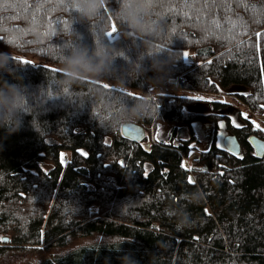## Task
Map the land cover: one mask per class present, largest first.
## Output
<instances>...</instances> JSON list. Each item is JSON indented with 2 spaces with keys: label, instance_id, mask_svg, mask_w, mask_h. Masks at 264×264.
I'll list each match as a JSON object with an SVG mask.
<instances>
[{
  "label": "trees",
  "instance_id": "16d2710c",
  "mask_svg": "<svg viewBox=\"0 0 264 264\" xmlns=\"http://www.w3.org/2000/svg\"><path fill=\"white\" fill-rule=\"evenodd\" d=\"M0 3L15 5L0 7V52L10 55V67L30 90L47 86V75H59L55 48L64 43L49 33L60 32L75 13L61 0ZM151 10L163 18L173 42L163 58L180 54L162 85L225 90L255 116L264 115V0H154ZM113 22L107 14L97 21L105 28ZM74 27L92 46L90 24L77 21ZM105 40L138 55L130 39L117 34ZM115 64L126 67L122 58ZM155 75L128 78L122 90L129 106L148 91ZM0 76L17 82L7 72ZM105 84L106 90L117 87L113 81L85 80L69 92L86 99ZM152 97V114L136 121L146 130L141 139L126 136L122 127H104L102 107L93 116L91 101L80 105L64 97L49 101L39 116V133L31 115L18 132L0 128V261L70 246L41 264H121L119 257L129 252L139 264H264V153L257 155L250 140H264V121L258 118L255 127L254 118L245 119L228 100L165 91ZM165 126L171 127L169 135ZM184 126L187 135L180 130ZM224 131L237 135L238 155L216 147ZM196 190L205 194L199 204L182 198ZM177 206L186 207L193 221L183 231L176 230L169 213ZM74 238L82 241L69 245ZM122 239L133 240L119 252L105 243Z\"/></svg>",
  "mask_w": 264,
  "mask_h": 264
},
{
  "label": "clouds",
  "instance_id": "9594fccd",
  "mask_svg": "<svg viewBox=\"0 0 264 264\" xmlns=\"http://www.w3.org/2000/svg\"><path fill=\"white\" fill-rule=\"evenodd\" d=\"M153 2L154 0H115L116 7H113V0H64L66 7L75 15H72L71 23L56 34L64 41L55 48L59 56V75L55 77L47 75V86H41L35 91L30 90L23 82V77L16 72L15 67H10V55L0 52V72H7L17 81L11 83L0 76V128H4L9 135L18 132L23 127L24 117L31 115L33 117L31 125L38 132L40 114L50 100L59 97L78 102L80 105L91 101L93 116L96 115L95 109L102 107L103 116L99 122L110 129L131 126L137 120L151 115L155 101L150 90L136 98L135 103L129 106L122 86L127 84L129 77L133 81L140 80L148 71L156 73L154 77L149 78L150 83L162 85L168 78L169 65L180 59V54L173 52H169L168 57L163 58L162 54L169 50L173 42L171 44L168 42L169 35L164 28L163 18L152 12ZM108 4L112 6L109 8L106 6ZM104 14L108 15L109 21H114L118 26L119 37L132 41L131 47L138 50L135 58L124 48L106 42V37L111 39L107 35L111 31V25L105 28L97 23ZM77 21L90 24L89 30L94 39L92 46L83 43V34L74 27ZM118 58L126 61V67L116 66ZM22 66L16 61V67ZM85 80L113 81L117 87L114 90H106L105 87L95 88L86 99L74 97L69 89L72 85ZM204 196L203 192L196 190L184 193L182 198L190 204H199ZM127 204L121 207L120 214L124 212ZM169 213L175 217L177 231L192 226L191 213L186 207L171 208ZM131 240L133 239L105 243L119 252L122 244ZM119 259L121 264H139L130 252Z\"/></svg>",
  "mask_w": 264,
  "mask_h": 264
},
{
  "label": "rangeland",
  "instance_id": "374dc122",
  "mask_svg": "<svg viewBox=\"0 0 264 264\" xmlns=\"http://www.w3.org/2000/svg\"><path fill=\"white\" fill-rule=\"evenodd\" d=\"M29 57L31 58V60L36 58L33 61H36V60L40 61V59L38 57H34L31 55H29ZM124 87H126V86H124ZM151 87L148 89V91L150 90L152 96H155L157 91H165V92H171V93H177V94L186 93V94L197 95L199 97L209 98V99L228 100V101L233 102L234 105L239 106L244 114L246 113L250 117H253L257 124H261L260 120L264 121V115H261V116L256 115L257 116L256 117L255 114L253 112H250V109L240 99H238L237 97H235L232 94L227 93L225 90H222L221 93H210V92H202V91H198V90H194V89H183V88H179L177 86L152 85ZM128 88L133 89L131 87H128ZM134 91H136V90H134ZM148 91H146V92H148ZM136 92L140 93L142 91L137 90ZM203 107L204 106L199 107L198 110L205 109ZM170 130H171L170 126H165L164 132H167L168 135L171 133ZM180 130L182 131V135L188 134V128L187 127H185V126L181 127ZM199 133H200V131H199ZM225 133H226V131L223 132L224 135H225ZM219 139H221V138L219 137ZM221 141H222V139H221ZM196 154L197 153H195L194 155H196ZM81 241H82V238H74L69 242V245H73V244L79 243ZM67 247H70V246H67ZM67 247H64V248L58 247V248H49V249L37 250L36 252L29 253V254H26L24 256L12 258L11 260H6L8 262H6L4 259L3 261H0V264H41L43 261H45L47 259L54 258L59 252H61L62 250H64Z\"/></svg>",
  "mask_w": 264,
  "mask_h": 264
},
{
  "label": "snow or ice",
  "instance_id": "6c2138e0",
  "mask_svg": "<svg viewBox=\"0 0 264 264\" xmlns=\"http://www.w3.org/2000/svg\"><path fill=\"white\" fill-rule=\"evenodd\" d=\"M213 2H215V0H213ZM61 3H64V0H61ZM14 6H15V5L7 4V3H0V7H2L4 10H6V9L9 8V7H14ZM66 26H67V24L65 23V27H66ZM49 34H50V35H56V32H51V33H49ZM117 34H118V28H117V25L113 22V23L111 24V31H110L109 33H107V35H108V37L113 38V37L116 36ZM2 40H3V38H0V41H2ZM9 42H12V41H9ZM183 55L186 56V57H188L189 54H188L187 52H185ZM14 59L16 60V59H19V58H18V57H14ZM23 62H24L25 64H29V63H31V61H28V60H24ZM261 69H262V71H264V64L261 65ZM53 71H58V69H53ZM104 87H105V88H108V87H110V86H109L108 84H105ZM127 95L130 96V97L136 98V94H135V93H131V92H129ZM197 99H203V97H197ZM261 107H264V105H261ZM242 115H244L245 119H248V116H247L246 113H245V114H242ZM232 123H233L236 127H240L239 124H236V122H235L234 119H233ZM252 124H253L255 127H257V128L260 127V126L256 123L255 120L252 121ZM219 127H220V128H223V127H224V124H223V123H220V124H219ZM261 130H264V129H261ZM219 135H220V138L222 139L223 142H222V143H218V144L216 145V147L221 148V149L224 150V151L231 152L233 155H238V153L235 151V146H236V141H235V139H234V138H227V137L224 136L223 133H220ZM259 147H260V152L256 153L257 155H260V154L264 153V144H261ZM82 154H83V155H87V153H82ZM239 158H240V159H243V156H239ZM182 167H185V165H182ZM187 170H190V169H187ZM200 171H206V169H200ZM220 175H223V173H220ZM188 182L194 184V183H195L194 178L191 177V176H189V177H188ZM205 212H207V209H205Z\"/></svg>",
  "mask_w": 264,
  "mask_h": 264
},
{
  "label": "water",
  "instance_id": "95a60500",
  "mask_svg": "<svg viewBox=\"0 0 264 264\" xmlns=\"http://www.w3.org/2000/svg\"><path fill=\"white\" fill-rule=\"evenodd\" d=\"M122 132L132 138V139H141L144 137V135L146 134V130L143 128L142 125L138 124L137 122H135L133 125L131 126H123L122 127ZM225 137L227 138H234L236 141V146H235V151L237 153L241 152V144L240 141L237 137L236 134L229 132L225 135ZM250 140L253 142V144L255 145L256 149L258 152H260V145L264 144V140L256 137V136H251ZM4 239H8V237H4Z\"/></svg>",
  "mask_w": 264,
  "mask_h": 264
}]
</instances>
